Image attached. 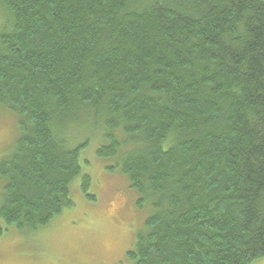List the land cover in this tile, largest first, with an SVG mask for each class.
Returning <instances> with one entry per match:
<instances>
[{"label": "trees", "instance_id": "1", "mask_svg": "<svg viewBox=\"0 0 264 264\" xmlns=\"http://www.w3.org/2000/svg\"><path fill=\"white\" fill-rule=\"evenodd\" d=\"M0 109L19 136L0 161V221L36 232L73 207L89 142L153 214L134 264L264 257V0H0ZM4 232L0 224V236Z\"/></svg>", "mask_w": 264, "mask_h": 264}, {"label": "rangeland", "instance_id": "2", "mask_svg": "<svg viewBox=\"0 0 264 264\" xmlns=\"http://www.w3.org/2000/svg\"><path fill=\"white\" fill-rule=\"evenodd\" d=\"M0 5V31L7 18ZM65 136L69 147L88 141L81 155L82 173L90 175L88 199L80 179L71 186L73 207L55 217L36 232L20 231L0 221V264H134L127 257L153 208L146 202L139 207V194L122 173L119 153L99 158L97 151L107 145L108 130L101 121H77L70 124ZM19 136L17 118L0 109V161L8 157ZM3 183L0 181V201ZM264 264V257L255 262Z\"/></svg>", "mask_w": 264, "mask_h": 264}]
</instances>
